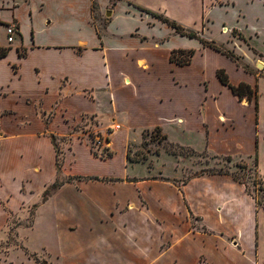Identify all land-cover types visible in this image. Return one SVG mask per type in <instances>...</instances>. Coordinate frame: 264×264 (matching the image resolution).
<instances>
[{
	"label": "crops",
	"instance_id": "obj_1",
	"mask_svg": "<svg viewBox=\"0 0 264 264\" xmlns=\"http://www.w3.org/2000/svg\"><path fill=\"white\" fill-rule=\"evenodd\" d=\"M247 4L256 12L236 11L237 0H202L187 21L181 2L169 10L141 0H0V48H10L0 59V201L17 208L55 181L52 138L67 139L63 170L69 177L101 180L62 184L39 211L33 230L41 226L57 239L52 254L59 264H198L201 258L262 264L261 218L246 186L232 175L203 173L194 159L211 158L204 167L212 168L219 164L213 158L248 165L264 157V73L247 70L264 68V53L254 45L260 34L223 22L232 12L260 25L264 0ZM139 8L178 20L248 68ZM12 23L18 33L8 44ZM180 50L194 51L188 65L171 61ZM219 70L231 85L251 86L258 98L236 96ZM87 124L110 145L107 159L92 154ZM114 124L121 128L111 133ZM153 131L163 141L153 161L131 158L130 147H143ZM192 214L202 219L195 231ZM5 217L0 205V227ZM241 221L247 233L230 227ZM162 243H171L164 255Z\"/></svg>",
	"mask_w": 264,
	"mask_h": 264
},
{
	"label": "rangeland",
	"instance_id": "obj_2",
	"mask_svg": "<svg viewBox=\"0 0 264 264\" xmlns=\"http://www.w3.org/2000/svg\"><path fill=\"white\" fill-rule=\"evenodd\" d=\"M145 3H153L157 5H161V7L165 9H171L173 10L174 4L176 2L185 3L186 7L185 9L188 11V13H184V15H188V18H185L187 21H192L196 18L195 15V6H200L202 0H141ZM175 1V2H174ZM249 0H237V6L235 8L236 11L242 9L243 12L246 15H250L252 13H255L256 11H252L254 7L251 4H247ZM207 2V1H206ZM173 6V7H172ZM133 8H136L132 6ZM139 11V9H137ZM140 12V11H139ZM217 11H215L212 15L209 16V19H212ZM144 13V12H143ZM142 13V14H143ZM163 13V11H162ZM225 15V14H224ZM167 16V15H166ZM182 17V16H181ZM224 17V23L227 24H235L237 27L241 30L247 31V33H252V28L256 27V30L259 31V39L254 38V45H259L260 51L264 53V17H262V23L260 25L252 24L253 19L252 16L249 21V17H247V20H241L237 19L235 15H233L232 12L230 14H226ZM222 17V18H223ZM175 20V19H174ZM240 22L238 23L237 21ZM178 21V20H176ZM246 21L247 24H249V29H246ZM179 22V21H178ZM235 37H239V34L237 32L234 33ZM9 44V43H8ZM262 64V63H260ZM264 68L258 69V68H248L247 70L249 72L255 73L258 71H263ZM260 88V98L259 101L263 107V118H264V83ZM258 96V95H257ZM258 98V97H257ZM120 125V124H114ZM86 128L89 130L87 132V141L91 148V152L93 155L100 159H107L112 155V153L109 151V144H107L106 141H103L100 137H96L95 133H91L93 127H90L89 124H87ZM91 131H90V129ZM121 128V125H120ZM115 133V132H114ZM67 139H58L55 138V144H56V179L53 180L51 184L46 185L41 190H37L32 192V195L29 196V201H23V203H20L17 208H9L6 206V203L4 204L3 201H0V205L4 207L6 211V217L4 224L0 227V264H59L57 258L52 254L54 251H57L58 242L57 239L51 238L50 234H47V231L44 229H41V226L39 229L33 230L37 217L41 215L39 211L41 208L47 206L55 194L59 189H57L55 192L52 191L51 187L55 184V182L58 180L59 182L65 184L69 183H76L77 181L83 182L87 181L88 184L101 181L99 178H72L69 177L63 170V163L65 161V151L62 150V143H65ZM163 143L161 139V135L157 131L148 132L145 135L143 147L141 148H133L130 147L131 150V158L133 159H149L153 161L154 155L159 152V144ZM165 145V144H161ZM157 146V147H154ZM189 153V154H188ZM136 154H138L136 156ZM187 156L191 157L194 155H190V152L183 153ZM202 158V156H201ZM199 163H197L196 167H203L202 172L203 173H219V174H226V175H232L237 181H240L246 186L247 192L250 194V196L254 199L257 207V212L259 213L258 218H261V222L258 224L259 229H261V233H259V236L262 239V242H260V261H263L262 264H264V157L263 156H255V158L252 159V161L249 162V164L245 163H235V162H229L227 159H215L213 161L219 162L218 166L216 167H204V161L211 160V158H202L199 159V157L196 156L194 158ZM165 168L163 169V175L169 176L171 175V172H168L171 169V166L165 161ZM189 164V163H188ZM203 164V165H202ZM236 164V165H235ZM259 166V173L257 171V166ZM191 165V163H190ZM191 173V172H190ZM188 174V177H191V174ZM84 179V180H81ZM95 185V183L93 184ZM188 209L189 208V205ZM118 212V209L113 210L112 214L113 216L116 215ZM112 218V217H111ZM46 219V218H44ZM191 223L192 228L191 231H195L197 229V225L199 226V221L201 222V217L195 216L194 214L191 215ZM199 220V221H197ZM106 222L111 221L110 218L108 220H105ZM157 223H161V218H156ZM116 226V223H114ZM231 223H225V226L230 225ZM240 225V226H239ZM239 226L238 231H242L243 233H247L248 231V225L246 221H241L236 226H230L232 228ZM205 230V229H204ZM199 231L200 228H199ZM248 234H245L244 236L247 238ZM245 238V239H246ZM45 244V245H44ZM53 245L52 250L50 251L47 247V245ZM171 244V243H169ZM169 244L162 243L160 245V254L164 255L169 250ZM44 245V246H43ZM232 245V244H231ZM159 248V247H158ZM157 248V249H158ZM198 264H208L204 258H201L198 262Z\"/></svg>",
	"mask_w": 264,
	"mask_h": 264
},
{
	"label": "trees",
	"instance_id": "obj_3",
	"mask_svg": "<svg viewBox=\"0 0 264 264\" xmlns=\"http://www.w3.org/2000/svg\"><path fill=\"white\" fill-rule=\"evenodd\" d=\"M139 9L141 11H143L144 13H147V14L163 21L169 27L174 29L178 34H180L182 36L189 37V38L198 39L201 41V43H203V45L211 47V48L227 55L229 58H231L238 65H242L245 68H248L247 66H245L241 62V57L237 56L233 51L228 50L221 45H217L214 41H209V40L201 38L198 32L185 27V26L179 24L178 22H176L174 20L166 18L163 15L153 13L149 10H144L143 8H139ZM239 37L241 40H245V38L241 34H239ZM9 51H10V48H7V49L6 48H0V59L6 57L8 55ZM193 55H194V51H183V50L174 51L172 53V56H171V61L174 63H177L180 66H185V65H188L190 63ZM218 77L221 80V82L224 85L229 86L232 89L233 93L236 96H238L239 98L242 99V98L246 97L249 101H252L255 97H257L256 91L251 86H249L248 84L242 83L238 86L231 85L230 81H229V77H228L225 70H219L218 71ZM52 141H53V143H55V138H52ZM144 160L145 159H141V161H144ZM62 184L63 183H61L57 180L55 182V184L51 187L52 191L55 192L59 187L62 186Z\"/></svg>",
	"mask_w": 264,
	"mask_h": 264
},
{
	"label": "built area",
	"instance_id": "obj_4",
	"mask_svg": "<svg viewBox=\"0 0 264 264\" xmlns=\"http://www.w3.org/2000/svg\"><path fill=\"white\" fill-rule=\"evenodd\" d=\"M18 33V26L16 23H12L6 28V36H7V41L9 44H12L15 40V36ZM115 130H120V125H113L110 127L109 132H114Z\"/></svg>",
	"mask_w": 264,
	"mask_h": 264
},
{
	"label": "water",
	"instance_id": "obj_5",
	"mask_svg": "<svg viewBox=\"0 0 264 264\" xmlns=\"http://www.w3.org/2000/svg\"><path fill=\"white\" fill-rule=\"evenodd\" d=\"M258 68H259V69H262V68H263V65H262V64H259V65H258Z\"/></svg>",
	"mask_w": 264,
	"mask_h": 264
}]
</instances>
